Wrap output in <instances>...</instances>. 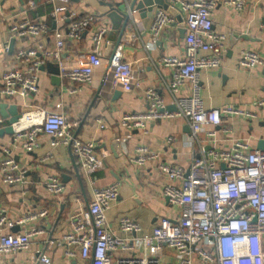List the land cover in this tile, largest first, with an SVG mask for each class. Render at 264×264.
<instances>
[{"label":"built area","instance_id":"built-area-1","mask_svg":"<svg viewBox=\"0 0 264 264\" xmlns=\"http://www.w3.org/2000/svg\"><path fill=\"white\" fill-rule=\"evenodd\" d=\"M51 1L50 17L55 23L53 30L41 19L10 24L8 30L13 38L37 41L32 46L15 51V68L0 76L1 100L12 101L35 95L39 89L40 68L49 62L57 66L61 79L89 85L94 80V72L102 68V86L132 91L138 85L137 74L131 62L121 59V45L103 65L101 43L108 31L106 26L101 25L92 33V46L84 57L70 63L63 57L67 49L66 40L80 42L96 21V16L86 14L77 17L69 9L70 0ZM225 1L236 11H241L246 4V0ZM167 3L177 7L185 30L184 56H161L158 59L159 64L171 68L167 88L174 110L169 111L156 87L151 85L144 91L146 110L124 113L119 124L127 131H145L148 122L180 118L187 124L189 140L198 141L199 134L206 137L208 148L199 145L188 167L168 162L158 164L166 180L162 196L177 208L178 215L158 217L149 235L142 232L136 220L123 216L119 218V231L124 235H118L110 229L105 213L118 197L119 183L95 186L87 208L71 217V231L60 241L47 239L46 250L54 244H63L67 258L78 255L86 264H264V150L250 147L243 140H236L229 149H217L212 145L216 136L215 127L221 124L223 116L246 119L253 113L236 106L207 109L200 96V70L219 67L225 53V36L212 29L214 1L167 0ZM132 12H129L131 17ZM63 22H67L64 33L57 26ZM173 22V16L167 10L156 8L148 28L150 40L158 38ZM132 25L135 26L134 19ZM260 30L264 35V22ZM50 33L53 45L47 48L41 39ZM126 41L131 44V37ZM8 42L0 45V52L9 51ZM237 66L264 69V58L252 50H244ZM183 87L188 88L186 94L179 93ZM80 88L74 87L70 93L76 94ZM254 106L264 110V96L255 100ZM3 122L0 116V126ZM12 127L11 145L0 141V177L6 186L21 183L26 174V168L16 160L12 146L25 152L34 151L39 146L40 135L49 138L51 147L63 145L69 148L91 185V175L104 165L94 153L95 143L78 140L75 135L77 122L69 120L58 107H36L22 112ZM173 140L168 136L165 144L169 145ZM51 158L49 154L40 160L45 162ZM158 158L159 154L141 146L136 150L134 162L143 166ZM65 187L57 176H48L45 182V189L53 196L61 195ZM46 215L47 211L41 209L11 221L2 213L0 232L4 226H21ZM42 234H45L42 227L0 233V254L25 250L34 236ZM38 259L42 264L51 263L44 252H39Z\"/></svg>","mask_w":264,"mask_h":264},{"label":"crops","instance_id":"crops-1","mask_svg":"<svg viewBox=\"0 0 264 264\" xmlns=\"http://www.w3.org/2000/svg\"><path fill=\"white\" fill-rule=\"evenodd\" d=\"M213 1L212 29L225 36V53L219 67L200 70L199 85L203 106L207 109L236 106L251 111L253 116L246 119L234 115L223 116L221 124L215 127L216 136L212 145L217 149H229L236 140H243L250 147L258 148L259 141H264V110L256 108L254 102L264 96V69L240 68L237 61L244 50H252L264 58V35L260 30V25L264 22V0H246L241 11H236L225 0ZM129 4L130 0H70L69 9L77 17L94 14L96 21L80 42L69 38L66 40L67 49L63 57L69 63L84 57L92 46V33L102 25L108 28L101 43L103 65H106L116 49L108 51L115 33H111L112 24L107 14L118 9L126 11ZM177 6L179 7L178 4ZM52 7L51 0H0V45L13 38L8 30L13 22L41 19L53 30L55 23L50 17ZM154 10L155 8L152 14ZM142 14L145 13L133 10L135 26H129L119 43L121 59L131 62L137 74L138 85L132 91L124 92L120 87L110 85L100 87L102 68L94 72V80L89 85L61 79L59 76V83L54 84V75L47 67V64L52 63L49 62L39 74V89L35 95L15 98L12 101L0 98V102L16 103L21 113L36 107L60 108L69 120L77 122V139L82 142L93 141L95 155L104 162L103 167L91 175V185L70 149L63 145L51 147L49 138L45 135L39 136V146L34 151L25 152L12 146L15 158L26 168V174L21 183L12 186L4 185L0 177V214H5L7 220L11 221L41 209H45L47 215L36 222L2 228L0 233L24 232L42 227L45 234L34 236L25 250L8 255L0 254V264H36L39 262V252H44L50 258V264H86L78 255L67 258L63 244H54L51 249L46 250V242L49 238L60 241L71 231V217L87 208L92 199V188L95 186L119 183L118 197L105 213L110 229L118 235H124L119 231V218L123 216L136 220L146 235L151 233L158 217H177V208L171 206L162 196L161 191L166 180L159 171L158 164L168 162L188 167L197 154L199 145L208 147L207 139L204 134H199L198 141L189 140L187 124L180 118L148 122L145 131H127L120 126L119 120L124 113L146 110L144 91L151 85L156 87L169 111L173 110L172 96L167 88L171 68L159 64L158 59L161 56H184L185 30L178 11L176 10L175 15L169 13L174 22L154 41L150 40L148 32L152 15ZM66 25L67 22H63L57 26L64 33ZM129 36L132 39L131 44L126 41ZM14 39L11 53L0 52V76L15 68L13 55L17 49L32 46L37 41L30 38ZM41 40L47 48L52 47V33ZM74 87H81L80 92L71 94L70 90ZM187 91L188 88L183 87L179 93L186 94ZM115 92L119 95L115 96ZM6 126L7 121L4 119L0 129ZM168 136L174 140L166 145L165 138ZM114 140L119 141L115 153L111 150ZM0 141L11 145L12 135L2 133ZM141 146L159 154L158 160L148 161L143 166L136 164L134 157L137 148ZM49 154L52 155L51 159L45 162L40 160ZM62 175L67 180L63 182L65 191L59 196L49 194L45 189L47 177L57 176L63 181ZM75 251L78 250L75 248Z\"/></svg>","mask_w":264,"mask_h":264},{"label":"water","instance_id":"water-1","mask_svg":"<svg viewBox=\"0 0 264 264\" xmlns=\"http://www.w3.org/2000/svg\"><path fill=\"white\" fill-rule=\"evenodd\" d=\"M164 9L167 10L172 15L176 14V6H169L167 3V0H130V4L128 6V9L126 11L122 10H112L110 11L107 16L111 20L112 24V32L115 33V38L113 39V43L108 46L109 50H114L120 43L121 39L123 38V35L125 32L129 29V26H132V17L130 16L129 12H132L133 10H139L142 11V15H152L153 9ZM148 13V14H146ZM86 34V32H85ZM14 38H12L9 42V53L12 52L13 44H14ZM112 55V54H111ZM48 69L50 72L54 75L52 76V79L54 80V84L59 83L58 79V68L56 65L49 63L47 64ZM45 67L42 66L40 70H44ZM102 87V84L101 86ZM119 95L118 92H115V96ZM172 109L174 110V106H172ZM21 112L19 109V106L16 103L8 104L7 102H0V116L7 121V126L3 129H0V134L6 133L9 135H13V127L12 124L18 122V120L21 117ZM119 141L114 140L111 144V150L115 153L118 149ZM208 147H206L207 149ZM258 148L264 150V141H259ZM77 176L78 171L76 170ZM63 182H66L65 175H62ZM36 264H39V262H36Z\"/></svg>","mask_w":264,"mask_h":264}]
</instances>
